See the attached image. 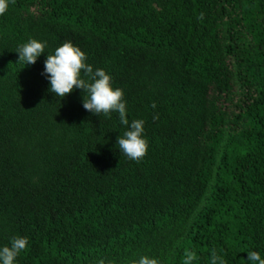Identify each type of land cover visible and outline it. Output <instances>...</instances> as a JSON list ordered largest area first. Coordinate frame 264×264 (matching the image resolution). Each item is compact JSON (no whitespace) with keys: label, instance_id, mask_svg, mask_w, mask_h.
<instances>
[{"label":"trees","instance_id":"16d2710c","mask_svg":"<svg viewBox=\"0 0 264 264\" xmlns=\"http://www.w3.org/2000/svg\"><path fill=\"white\" fill-rule=\"evenodd\" d=\"M35 38L66 41L145 121L140 161L119 152L118 114L63 98ZM155 104V107L152 105ZM156 116V119L153 117ZM18 264H247L264 257V0H10L0 15V246Z\"/></svg>","mask_w":264,"mask_h":264},{"label":"clouds","instance_id":"9594fccd","mask_svg":"<svg viewBox=\"0 0 264 264\" xmlns=\"http://www.w3.org/2000/svg\"><path fill=\"white\" fill-rule=\"evenodd\" d=\"M10 4V0H0V15H3ZM46 41L29 38L15 48L18 61L23 65L35 63L41 53L46 52ZM47 53V52H46ZM49 82V91L55 96L63 98L74 88L84 90L83 107L92 114L110 116L118 114L119 123L125 130L116 138L118 150L127 159L140 161L148 150L147 138L144 135L145 121L143 119L127 118L124 91L114 87L112 78L102 68L93 69L86 62L85 52L71 41L57 46L52 53H47L44 60L43 73ZM155 107V104L152 105ZM156 119V116L153 117ZM28 247L27 237L12 236L6 245L0 246V264H18L17 257ZM196 256L189 251L184 255L183 264H193ZM103 264V261H97ZM133 264H159L157 258L141 255ZM210 264H227L224 254H218L213 249L210 254ZM247 264H264V257L258 251L247 252Z\"/></svg>","mask_w":264,"mask_h":264}]
</instances>
